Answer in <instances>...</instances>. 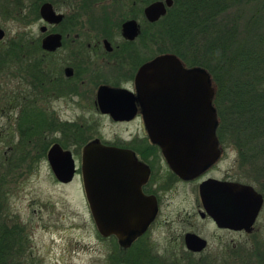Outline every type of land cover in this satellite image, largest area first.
<instances>
[{
  "label": "flooded vegetation",
  "instance_id": "obj_1",
  "mask_svg": "<svg viewBox=\"0 0 264 264\" xmlns=\"http://www.w3.org/2000/svg\"><path fill=\"white\" fill-rule=\"evenodd\" d=\"M32 1L36 6H29L28 12L37 10V19L43 22L39 26L41 35L33 41L0 40L2 161L32 160L41 156L47 160L49 149L58 144L62 150L71 152L77 171L78 154L81 166L83 146L90 140L97 139L105 146L131 151L145 169L128 172L132 175L119 181L113 199L116 205L140 210L152 208L154 204L155 215L133 238L118 234L102 235L93 219L102 242L100 261L103 264H217L223 258L231 257V233L252 234L254 226L249 233L218 226L204 209L200 196L201 182L217 178L210 171L221 159L223 145L219 142L221 155L214 164L198 175L184 178L172 170L160 146L148 137L138 99L134 100L135 114L128 120H116L109 113L102 112L99 106L98 92L102 86L124 88L132 96H137V71L156 56H152L151 51L154 22L146 17L145 8L157 0ZM59 2L68 4L70 11H59ZM44 3H49L56 13L62 15L59 22L49 23L42 18L40 8ZM128 20L136 22L137 32L133 38L124 36L122 32L123 23ZM66 24L74 26V30H69ZM53 33L61 35L59 46L51 50L44 48L43 38ZM8 71L16 72L11 73L13 77L19 76L16 90L8 88V75L5 76ZM70 104L86 107V112L94 116L75 121L67 115V105ZM126 106L128 108L127 102ZM103 118L117 124L137 120L145 132L144 136H90L84 139L85 136L78 132L98 128ZM73 130H78L75 138ZM14 146L15 156L11 154ZM125 165L130 164L125 162ZM217 179L239 181L227 177ZM263 208L264 202L254 225ZM198 238L204 241L201 249L198 245L202 241ZM212 239L217 240L213 246ZM188 242L193 248L188 246Z\"/></svg>",
  "mask_w": 264,
  "mask_h": 264
},
{
  "label": "water",
  "instance_id": "obj_2",
  "mask_svg": "<svg viewBox=\"0 0 264 264\" xmlns=\"http://www.w3.org/2000/svg\"><path fill=\"white\" fill-rule=\"evenodd\" d=\"M171 4L172 0L154 1L145 8V15L155 22ZM40 13L49 23L62 19L49 3L41 6ZM122 32L133 38L137 32L136 22H124ZM4 37L5 30L0 26V40ZM60 42L59 33L49 34L42 40L43 47L49 50L58 47ZM135 87L136 97L124 88L100 87L101 111L116 120H128L135 114L134 100L138 99L148 137L160 146L172 170L184 178L200 174L218 160L221 151L216 136L217 112L212 103L214 85L206 69L186 67L174 53L158 54L140 66ZM47 161L58 182L72 181L76 166L69 150L54 144L47 153ZM80 169L89 209L99 233L133 238L146 228L155 215L154 204L147 210L128 208L116 205L112 196L119 181L132 175L128 172L145 169L133 152L105 146L97 139L90 140L83 146ZM200 196L204 209L218 226L248 233L253 230L264 202L262 193L253 185L217 178L201 182ZM200 241L201 249L204 241ZM188 246L193 248L189 242Z\"/></svg>",
  "mask_w": 264,
  "mask_h": 264
},
{
  "label": "rangeland",
  "instance_id": "obj_3",
  "mask_svg": "<svg viewBox=\"0 0 264 264\" xmlns=\"http://www.w3.org/2000/svg\"><path fill=\"white\" fill-rule=\"evenodd\" d=\"M32 2V0H0V26L5 30L3 41L15 42L9 40L17 39L22 33L30 38L41 35L39 26L43 22L38 19L28 20L32 18L28 15ZM57 6L59 11L65 13L70 11L69 5L64 2H59ZM15 14L16 16H13ZM246 18L247 15L242 16L241 21ZM66 25L69 27L68 24ZM190 25L193 26L183 35L185 39L190 31H196V20ZM74 28L70 26L69 30ZM151 38L152 56L173 53L174 48H177L185 58H190L193 54L189 46L181 47L176 43V39L163 35L158 26L152 27ZM11 73L16 72L8 71L5 76L8 75L9 80L5 79L8 88L16 90L20 83L17 78L19 76L13 77ZM67 106L68 117L75 121H84L94 116L91 112L89 114L86 112V107L72 104ZM77 131L73 130L74 138ZM78 132L85 136L84 139L90 136L129 138L136 135L144 136L145 133L139 127L137 120L129 124H117L104 118L100 119L98 128ZM233 143L234 140L231 139L222 143L223 155L210 174L217 178L227 177L251 184L242 177L248 172V163L239 160ZM11 154L14 156L17 154L15 146ZM29 161L12 159L2 161L0 157V179L3 182L0 202L4 210L0 221L8 227V230L11 229L19 234V237L9 236L12 240H17V237L20 240L11 244L13 260H8L7 264L12 261L19 264H103L99 257L102 242L97 236L98 232L85 197L79 154L76 161L78 170L69 183L57 181L45 156L33 158L31 161L34 165L30 170L27 167ZM8 162H23V168L24 166L26 168L10 169ZM230 236L233 242L232 255L228 259L223 258L217 264H241L239 254L243 255L244 251L251 250L254 242L264 250V208L254 225L252 234L234 231ZM216 242L217 240L212 239V246ZM224 259L227 261L225 262Z\"/></svg>",
  "mask_w": 264,
  "mask_h": 264
},
{
  "label": "trees",
  "instance_id": "obj_4",
  "mask_svg": "<svg viewBox=\"0 0 264 264\" xmlns=\"http://www.w3.org/2000/svg\"><path fill=\"white\" fill-rule=\"evenodd\" d=\"M28 15L32 18L26 19L36 20L37 10L32 9ZM244 15L247 18L241 21ZM195 20L196 31H190L185 39L184 33ZM153 26H158L166 37L176 39L181 47L192 49L190 58L183 57L177 48L172 51L187 66L202 67L210 74L218 141L222 144L234 140L239 160L249 167L242 177L264 196V0H174L168 13ZM33 40L22 33L9 41ZM29 162L28 170L34 165ZM22 163L8 162V166L26 168ZM2 186L0 179V195ZM3 211L0 202V217ZM7 230L0 221V264L13 260L11 244L19 240L17 232ZM11 235H17V240H12ZM255 244L239 254L241 264H264V250Z\"/></svg>",
  "mask_w": 264,
  "mask_h": 264
}]
</instances>
